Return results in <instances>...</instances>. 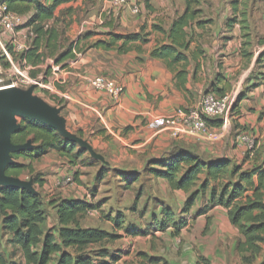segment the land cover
<instances>
[{"label":"rangeland","instance_id":"1","mask_svg":"<svg viewBox=\"0 0 264 264\" xmlns=\"http://www.w3.org/2000/svg\"><path fill=\"white\" fill-rule=\"evenodd\" d=\"M137 1L143 6V11L139 16H133L134 20L142 19L144 15H147L146 12L148 10L146 0ZM198 1L199 3L193 6V10H199L200 14L193 22V26L188 29L189 38H191L192 43L200 44L201 49L206 45L209 49L217 41L216 48L218 49L221 46V42H230L231 49L229 48V51L223 53L226 55L219 56L217 60L218 64L222 66L225 58L230 61L232 68L237 63V67H239L238 75H242L241 83L238 80L236 81L239 83V86H246L252 82H263L264 60L261 61V59L264 56V0ZM172 4L173 10L163 15V18L166 20L178 18L186 8L183 0H172ZM100 5L101 0H75L68 5L58 7L55 11V19L45 23L46 28L55 29L58 33V43L52 45L51 48L44 46L40 51V54L43 55V62L39 65L22 64V67L27 69L29 76L37 79L38 84L34 86H19L15 89L21 93L32 90V98L50 109L56 110L58 117L62 120L66 119L65 109L69 102V96L66 91L68 79L65 78L63 73L68 66V61L58 64L56 62L58 56L64 53L72 42H77L78 40H81L80 47L75 51L76 58L72 61L80 59L90 49L95 50L96 48L92 46L97 41H110L106 36L110 37L111 33L116 35L132 34L119 31L118 27L112 32L108 31L104 33L101 29L105 28V26L101 24V21L105 19H97L100 14ZM93 7H95L94 11L92 10ZM245 19L247 21L246 24L243 23ZM197 22L204 24L202 27H198ZM85 23H91L88 30H82ZM35 27H27L25 30L20 29L16 32L17 38L27 45L25 51L32 47L31 44L35 37ZM88 34L91 35L86 38L85 36ZM156 35L162 38V33ZM220 48L224 50L225 47ZM220 48L218 50L222 52ZM20 52L17 56L20 55ZM190 52H192L191 49ZM202 52L206 54L205 51L202 50ZM208 55L204 57L206 63L212 60ZM17 56H14L15 62H17V59L19 60V58H16ZM0 64L3 65L2 62ZM8 78V73L2 72L0 74V80L3 83V85H0V88L8 83ZM88 78H85L86 82ZM251 89L249 88V90ZM241 95L242 93L240 92ZM248 111L250 112L249 109ZM260 118L261 120L264 119V109ZM23 120L24 118L22 117L15 118L17 125H20ZM69 127L70 131H67L68 134L76 138V141H72L77 146L75 152H81V156L77 157V160H73L74 163L71 162L72 158L61 156L56 151H51L50 155L48 154L49 156L46 155L33 163L34 172L32 174L26 171L24 175L16 178L21 182L30 183L33 177L37 176L38 181L42 179L41 182L45 183L46 189L42 194V199L43 210L46 216L45 227L48 230L54 229L57 231L59 228L56 209L51 205V200L55 197L63 198V195L67 197L80 195L84 199L89 200L90 203L100 204L98 210L91 211L79 219L80 227L100 229L109 234L119 236V239L113 242H104L88 248V252L95 253V257L100 262L104 261L103 263L106 264H151L148 258L144 257L146 255L155 258L167 256V258L179 262L183 260L180 259L186 254L188 255L185 257L187 264H190L192 260H196V256L201 253L203 248H212L211 242L213 238H211V235L213 234L206 228V218L203 217L197 221L190 218L194 214L195 209H192L188 215H182L187 220V226L178 235H175L174 229H168L165 232L158 231L157 235L152 236L150 239H147L146 236H139L140 239L137 242H132L135 244V248L129 247V238L133 239L135 237L127 232L128 228H134L130 224L154 233L155 231L150 229L152 228L150 225L153 222L154 215L160 218V205L162 202L177 205L178 197L175 196V193L167 185L155 182L149 171L137 169L136 161H129L130 159L127 158L124 151L128 148L125 147L123 142L117 140L115 144H112V148H119L117 153H112V150L101 149L102 147L99 148L97 144L99 140L95 138V134L100 130L98 125H94L92 128L89 126L86 131H82L78 127ZM251 135L256 139L255 135ZM83 139H86L94 147L97 154L101 153L105 157L107 174L100 176L102 160L91 156L94 150L90 149ZM28 143L31 144V141L29 140ZM256 147L257 140L255 141L254 150ZM260 152L261 150L258 151V153ZM262 156L263 160L261 162L264 161V155ZM257 157L255 155L253 160L260 162L261 157L259 156V159H256ZM12 162H14L13 159ZM20 162L25 161L21 159ZM129 168L136 169L135 171L138 172L140 177L132 185L123 183L121 177L118 175L119 170H130ZM63 174H73L74 185L62 189L53 188V180ZM32 185L36 191L33 181L31 187ZM1 188H5V186H0ZM120 215L124 220V224L122 229L117 230L114 220ZM127 240L128 242H126ZM261 246L263 251L257 257L253 258L252 255L244 257L250 264L252 261L257 262L256 264H264V242ZM0 251L9 260L17 263L21 260L19 251L11 243V236L3 233L1 226Z\"/></svg>","mask_w":264,"mask_h":264},{"label":"trees","instance_id":"2","mask_svg":"<svg viewBox=\"0 0 264 264\" xmlns=\"http://www.w3.org/2000/svg\"><path fill=\"white\" fill-rule=\"evenodd\" d=\"M75 0H53L47 5L45 0H0V6L5 5L9 11L19 15H31L28 26L35 27L33 43L27 51L16 55L17 61L33 66L43 62L40 51L45 47L51 48L58 43V33L55 29L46 28L45 23L55 19V11L64 4ZM185 10L176 18L169 31L154 26L153 31L165 36V43L156 48L151 57L162 60L167 68L176 74L177 88H184L188 82L187 67L191 60L203 57L199 49L190 52L192 40L188 29L200 14L193 10L198 0H183ZM147 9H152L150 0H146ZM246 19L243 21L246 24ZM204 23L197 22L198 27ZM246 27V26H245ZM88 34L85 37H90ZM150 33L144 29L139 33L116 35L111 33L110 41L99 40L92 47L104 51H116L126 54L136 46L142 52V46L149 42ZM81 40L72 42L64 53L56 59L58 64L76 58V50ZM54 43V44H53ZM264 60V56L261 61ZM198 68V66H196ZM219 97L223 91L213 90ZM242 99V95L238 100ZM210 127H221L222 121H208ZM31 141V147L11 154L14 162L6 168L8 177L19 178L26 171L34 172L33 163L56 151L61 156L77 160L81 152H75L77 146L67 140L50 126L35 120L24 119L13 132V145H25ZM21 159L25 162H20ZM101 175L108 173L101 169ZM149 173L157 179L165 180L172 190L189 193L183 214H188L197 200L209 195V202L199 212L202 216L212 208L221 206L228 210L229 220L237 229L240 239L238 251L249 252L253 258L261 254L264 242V164L244 170L242 166H233L228 159L205 162L201 158L180 152L165 161L151 163ZM121 178L127 184L139 180L137 173L125 174L120 172ZM33 184L37 192L8 186L0 189V226L7 236H11V243L21 255L20 262L7 259L0 251V264H106L97 260L95 253L88 252V248L104 242H113L119 236L94 228H82L79 219L87 213L98 210L100 204H93L87 200L53 198L51 205L56 209L59 228L48 230L45 227L46 216L43 210L42 192L38 188L45 186L44 182L33 177ZM40 183V184H38ZM187 220L179 217L168 207H163L161 217L153 216L150 226L155 231L165 232L174 229L175 235L187 226ZM117 230L122 229V216L115 218ZM134 228L127 230L131 236H147L148 230L130 224ZM73 251V253H72ZM75 253V254H74ZM143 256V254H141ZM151 264H162L165 260L144 256Z\"/></svg>","mask_w":264,"mask_h":264},{"label":"crops","instance_id":"3","mask_svg":"<svg viewBox=\"0 0 264 264\" xmlns=\"http://www.w3.org/2000/svg\"><path fill=\"white\" fill-rule=\"evenodd\" d=\"M52 1L45 0V3L50 5ZM150 5L152 9L147 10V15H144L142 19L134 20L128 12L119 16L113 13L109 1L101 0L100 14L97 19H105L101 21V24L105 26L101 29L104 33L112 32L118 27L119 31L126 33H139L144 29L145 33L151 32V35L149 42L142 46V52L137 51L136 46L132 51L120 55L114 51L106 52L96 48L88 50L80 59L68 61V66L63 71L65 78L68 79L66 91L69 96L68 106L65 109L66 119L63 120L66 131H70L69 126L86 131L89 126L92 128L98 125L100 130L95 134V138L99 140L97 141L99 148L117 153L119 148H112V144L119 140L128 148L124 152L129 161H136V168L147 172L152 162L168 160L180 152H187L205 162L228 159L233 166H242L244 170L263 164L264 161L261 162V160L264 155V119L261 120L260 116L264 109V81L239 86L242 75H238L237 63L232 68L227 58L223 60L222 66L217 61L219 56L226 55L223 53L229 51L230 42H221L220 47H225L224 50L218 47L222 49L221 52L216 48L218 42L215 41L209 49L206 45L201 49L200 44L192 43L191 51L199 49L206 54L196 60L190 59L187 67L188 82L184 88H177L175 72L169 70L162 60L151 57L152 52L165 43V36L163 34L162 38L157 36L156 34L159 33L152 32L153 27L159 26L169 31L175 20L163 18V15L173 10L172 0H150ZM92 10L94 11L95 7ZM97 19L95 20L98 21ZM90 26L91 23H85L82 30H88ZM106 38L110 39L109 36ZM207 55L212 59L209 63L205 62L204 57ZM96 76H104L120 83L125 88L124 94L114 99L107 94L94 91L85 78ZM237 80L239 83L236 82ZM214 88L222 90L223 96L237 89L242 93V99L237 100L231 108L232 112L226 127L223 126V121L221 127H210L211 133L215 135L214 138L209 141L175 138L171 132L164 129V119L171 117L178 110L197 108L204 93L213 92ZM249 88L252 89L249 90ZM242 132H248L256 137L257 147L253 152H249L250 154L246 152L245 147L235 144L236 136ZM83 141L85 143L86 139ZM86 144L94 150L92 154L90 152L91 156L102 160L101 167L106 169L105 157L101 153L97 154L88 141ZM259 150H261L260 153H258ZM254 154L261 157L260 162L253 160ZM258 157L256 159H259ZM135 170L133 168L119 170L118 175L120 176V172L138 174ZM151 177L155 182L169 187L165 180L157 179L153 175ZM122 181L125 183L123 179ZM45 189L46 186L38 188L42 193ZM170 190L178 197L177 205L162 202L160 214L163 207H168L176 216L188 215L190 212L183 214V210L189 193L171 188ZM63 198L87 200L80 195L69 197L63 195ZM208 202V194L197 200L192 208L195 212L190 218L196 221L206 218V228L213 234L211 235L212 248H203L196 256V260H192L190 264H250L244 257L251 254L238 251V240L241 237L231 224L227 209L217 206L208 213L198 216V212ZM148 232L146 237L150 239L156 236L158 231ZM139 239L140 237L137 236L133 239L129 238V242L128 240L126 242L134 249L133 243ZM186 256L188 255L184 254L180 259L183 260L179 262L167 256L163 258L167 264H187ZM256 263L252 261L251 264Z\"/></svg>","mask_w":264,"mask_h":264},{"label":"built area","instance_id":"4","mask_svg":"<svg viewBox=\"0 0 264 264\" xmlns=\"http://www.w3.org/2000/svg\"><path fill=\"white\" fill-rule=\"evenodd\" d=\"M112 12L122 15L125 12L132 16H139L143 11V6L137 0H108ZM31 15H19L9 11L7 6H0V74L8 73V83L6 87L15 89L19 86H34L37 79L29 76L27 69L22 67L19 61H14V56L23 53L27 49L25 42L17 38L16 32L26 29ZM18 52V53H17ZM4 69L2 70V68ZM89 86L98 93H104L114 99L120 98L124 94L125 88L120 83L108 79L104 76H96L87 79ZM3 85L0 80V85ZM237 89L230 94L219 97L213 92L205 93L197 108L188 110H178L174 115L163 120L164 129L171 132L175 138H191L198 141L211 140L215 137L211 133L208 121H223L226 127L230 118L231 108L240 96ZM256 139L247 132L239 133L235 138V144L245 147L246 152L254 150ZM53 188H66L74 185V175H60L52 182ZM51 189V188H49Z\"/></svg>","mask_w":264,"mask_h":264},{"label":"water","instance_id":"5","mask_svg":"<svg viewBox=\"0 0 264 264\" xmlns=\"http://www.w3.org/2000/svg\"><path fill=\"white\" fill-rule=\"evenodd\" d=\"M33 92L29 90L21 93L16 89L0 90V186H14L36 192L31 183L8 177L5 173L7 166L12 163L11 154L31 147V144L13 145L11 136L18 128L16 117L27 120L39 121L58 131L70 141L76 138L70 136L65 128V123L58 117L56 110L50 109L44 104L32 98Z\"/></svg>","mask_w":264,"mask_h":264},{"label":"bare ground","instance_id":"6","mask_svg":"<svg viewBox=\"0 0 264 264\" xmlns=\"http://www.w3.org/2000/svg\"><path fill=\"white\" fill-rule=\"evenodd\" d=\"M4 87V88H3ZM2 88H0V90H8V89H12L11 87H6V86H3Z\"/></svg>","mask_w":264,"mask_h":264}]
</instances>
